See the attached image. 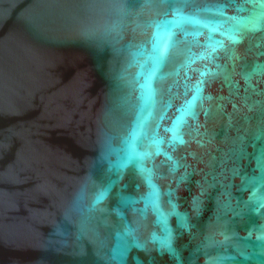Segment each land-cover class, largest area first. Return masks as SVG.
<instances>
[{
  "label": "water",
  "instance_id": "water-1",
  "mask_svg": "<svg viewBox=\"0 0 264 264\" xmlns=\"http://www.w3.org/2000/svg\"><path fill=\"white\" fill-rule=\"evenodd\" d=\"M0 264H264V0H0Z\"/></svg>",
  "mask_w": 264,
  "mask_h": 264
}]
</instances>
